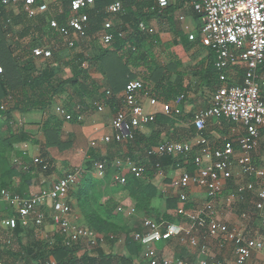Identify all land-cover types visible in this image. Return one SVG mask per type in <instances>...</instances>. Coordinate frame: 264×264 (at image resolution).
Returning <instances> with one entry per match:
<instances>
[{"label":"trees","instance_id":"16d2710c","mask_svg":"<svg viewBox=\"0 0 264 264\" xmlns=\"http://www.w3.org/2000/svg\"><path fill=\"white\" fill-rule=\"evenodd\" d=\"M1 1L0 99L10 97L12 107L10 106L9 111L39 110L46 114V118L41 126L43 142L32 141L39 147L38 157L31 162L27 171H18L17 166L8 161L13 145L32 139L28 140L25 135L10 131L9 119L5 117L9 115V112L0 110V118H4L3 124L7 125L6 129L9 131L8 137L3 138L0 136V190L13 189L16 193L24 194L21 189L12 186L11 181L14 178H21L26 183H30L32 172L42 173L45 176H51L54 172V160L48 150L54 147L62 150L67 146L60 139L63 119H59L52 110V106L57 101H60V104L56 106H64L65 110L71 115V122H74L77 116L84 118L89 111L101 107H107L115 114L121 110L122 94L126 85L138 79L143 82L144 88L147 89L143 92L163 102L170 109H172L171 106L174 102L182 104L186 100L189 87L184 86L183 78L185 74L179 71V68L182 67V58L175 51L178 47L182 51H187L197 41L191 43L180 29L174 27V12L185 6V0H176L174 4H170L164 9L154 6L152 0H120L123 5V14L118 17L114 27L109 30L112 35L110 44L105 46L102 44V47L98 50L99 52L92 57L84 58L80 54L65 62L64 64L71 68V76L61 80L57 78L60 66L54 49L48 60L39 61L40 67L38 68L32 56V49L43 46L45 38H56L57 34L49 29L47 25L49 15H37L34 18H28L21 7L17 8L18 12L16 13L14 9L3 6ZM41 1L37 0L38 3ZM70 1L61 0L58 6L60 5L62 10L59 11L58 9L52 13L58 21L68 17ZM114 1L96 0L94 6L86 10L89 18L86 27L87 38L99 39L105 9ZM187 7L199 27L200 16L194 13L189 6ZM153 19H156L159 26L165 25L173 28L170 42L161 43L159 32L150 35L138 29V24L141 21L148 24ZM7 32L14 35L13 41L18 48L16 54L12 46L7 44L5 38ZM26 39H29L28 43ZM23 40H26L24 44L22 43ZM162 54L166 56L167 60L164 64L161 63ZM214 61L215 55L209 49V62L207 65L193 72V85L197 83L196 86L202 92L210 93L219 84V72L214 67ZM240 75L242 76L241 72L238 76ZM70 87L72 92L67 93V88ZM260 98L264 101V89L260 93ZM178 117H170L165 114L156 115L150 127L167 125L171 128L179 121L180 117ZM222 120L230 124L228 120ZM187 133L188 131L184 132L186 135ZM161 135L162 130L159 129H152L150 136L147 138L139 132H135L134 140L129 144L140 148V150H145V154L148 149L156 145L170 142V137L168 140H163ZM157 159L144 158L136 163L137 165L141 164L144 169L141 178L136 179L129 176L124 185L112 182L117 186L118 191L126 192L131 198L137 217L154 218L152 220H155L161 226L168 224L183 225V217L177 215L176 211L179 207H182L189 212L192 207L191 204H188V201L182 204L176 197H169L165 201L166 211L162 214L159 213L157 209L151 208L152 202L161 197L158 189L152 185V180L155 176L154 167L156 164L161 167V165L168 163H178L185 171L193 172L196 169L192 163L193 158L176 161L174 157L165 156ZM98 161L102 160L94 156L85 160L79 170L80 179L76 182L74 188L70 190L68 196L76 201L77 209L85 222V227L100 235L102 242L98 241L91 252L85 251L80 257L77 254L81 250L80 246L82 244L66 246L60 232L54 234L50 240L38 239V236L35 235L36 237L32 242L22 245L21 235L24 230L28 233H37V230L44 226L46 220L40 227L31 225L23 228L18 224L13 231V237L19 246V251L16 252L11 248L5 249L7 254L6 264H15L16 261H21V264H133L134 258L140 255L143 246L133 239L131 234L133 231L127 227L122 220L123 218L114 213L115 204L109 201L106 205L101 206L94 199V187L97 185L98 180H94L91 175L94 173V164ZM106 167H110V162H106ZM110 175L108 169H106L105 180ZM98 182L101 183L102 181ZM231 184L230 181L227 182L226 188L232 189ZM224 194H228V191H225ZM231 194L236 195L235 192ZM238 206L240 207V205ZM6 209L8 210L7 217L15 216L14 211L7 207ZM169 211L171 212L169 213ZM136 232H142V230ZM120 237L124 239V247L128 253L127 257L106 252V247H112ZM82 248L87 250L86 243L83 244ZM16 257L19 258L15 260Z\"/></svg>","mask_w":264,"mask_h":264},{"label":"built area","instance_id":"2783aa9c","mask_svg":"<svg viewBox=\"0 0 264 264\" xmlns=\"http://www.w3.org/2000/svg\"><path fill=\"white\" fill-rule=\"evenodd\" d=\"M60 1L42 0L38 3L37 0H2L1 4L7 8L21 7L28 18L49 15L47 19L49 29L57 34L56 38L62 41L63 47L73 50L88 37L86 27L89 18L86 10L93 7L96 0H71L68 17L58 21L52 15L49 6L58 5ZM152 1L154 6L164 9L175 0ZM185 1L186 5L200 16V26L196 29L198 38L196 34H191L188 37L189 41L194 42L198 39L202 46L215 53V68L218 71L235 67L244 74L239 84L230 86L226 84V76L220 75L222 87L211 92L210 104L207 108L194 113L192 125L196 129L197 148L192 163L196 169L193 172L184 170L172 182V186L178 192V201L182 204L187 203L186 191L191 186H198L205 191L206 201L199 212L202 217L192 218L188 211L179 207L176 214L183 217L185 222L183 225L161 226L155 220L146 218L141 224L143 231L134 233L133 239L149 250V264H223L218 260L189 262L181 259H160L149 248L154 243L171 239L186 241L191 247L198 248L199 240L192 233V229H195L223 243H232L235 249L233 264H254L250 262L252 253L261 249L262 243L245 237L239 228L220 222L217 219L214 203L227 181L233 177V158L235 151L240 150L243 155L237 159V165L244 183L237 187V191L240 192L241 197L230 194L227 198L229 202L243 200V194L249 193L250 204L258 216L260 226L264 227V170L254 168L249 155L255 150L258 139L264 137V101L260 98V93L264 89V0ZM104 13L99 40L105 46L112 40L109 30L123 14L121 1L115 0L106 7ZM138 29L147 34H154V29L142 21L138 24ZM53 43L44 39L43 46L33 48L32 56L35 61L48 60L52 55ZM146 90L140 80L131 81L126 85L122 94L121 110L113 115L110 123L113 132L102 138L104 144L132 142L135 131L154 122L156 116L154 112H141L140 99L142 94L148 95L143 92ZM157 103L156 99L149 98L151 107H155ZM6 106V103L0 99V110L6 111ZM164 110L165 115H180L177 108L170 109L165 105ZM54 112L63 121L71 122L72 117L64 106H56ZM210 119H226L242 127L244 133L235 141L237 148L231 142L209 147L202 133L206 121ZM81 121L82 117L77 116L74 122ZM195 146L187 143H161L149 149L146 154L158 157L178 154L187 157ZM115 166L117 172L112 176V180L120 185L127 182L128 176L141 178L144 171L142 166L133 163L130 159L115 160ZM105 170L104 162L94 164V174L97 177L103 178ZM155 170L160 174L158 164ZM78 176L79 170L71 171L49 187L29 197L1 189L0 203L14 211L15 216L0 220V229L4 231L3 235L0 234V244H11L12 233L18 224L23 228L31 225L40 227L49 218L58 232L63 235L66 246L86 243V251L91 252L98 241L102 242L101 237L71 220V207L67 202L68 194L74 188ZM187 223L191 226H187ZM201 250L204 253V247H201ZM0 264L6 263L0 262Z\"/></svg>","mask_w":264,"mask_h":264},{"label":"crops","instance_id":"0c3cea01","mask_svg":"<svg viewBox=\"0 0 264 264\" xmlns=\"http://www.w3.org/2000/svg\"><path fill=\"white\" fill-rule=\"evenodd\" d=\"M175 2L176 0L174 1V3ZM187 6L185 3V6L178 8L174 12V27L178 30L180 29L187 37H189V35L191 34H196V29H198V26L192 14L189 13ZM147 25L154 29V33L159 32V38L161 40V43H168L172 40L171 31L173 28H171L170 26H159L156 19H153ZM186 32L188 33V35L186 34ZM196 36L198 38L197 34ZM196 41L197 43H195L187 51H182V49L179 47L176 48L175 51L178 53V55H181L180 58H182V67L179 68V71H182L185 74L183 78L184 86L189 87V91H187V97L184 103L181 104L180 102H174V104H172L171 106L172 109H179V117L181 119L178 117L179 121H177L171 128L167 125H155L154 128H151L150 125H148L146 127L138 129L135 132H139L141 135L147 138L150 136L152 129H159L160 131L162 130L161 138L163 140H168V138L170 137L171 140L168 143H187L195 146L197 137L196 129L192 125L193 115L196 111L207 108L210 104V97L207 103L198 102L197 104H195L197 89L200 88L196 86L197 83L193 85V72H195L196 70H200L201 67L206 66L209 62V49L202 46L200 40L197 39ZM161 56V63L164 64V62L167 61L165 58L166 56H164V54H162ZM36 63L39 64V62H35V65L37 67L38 64ZM187 65L192 68L190 69L189 76L183 70V68H187ZM218 72L219 77L222 74L226 76V84L229 86L235 84L237 85V83L239 84L244 74L242 70L236 69L235 67H229L223 70L222 72ZM239 72L242 73V76H238ZM219 77V84L215 89H218L223 85L220 82ZM141 96L142 97L140 99V105L142 113L154 112L156 115H164L165 104L163 102L156 99L158 102L157 105L155 107H151L149 104V98L154 97L145 94H142ZM57 104H60V101L55 102V104L52 106L53 113ZM10 115H12V117H10ZM113 115L114 113L109 108L101 107L99 109L89 111L88 114H86L84 118H82V121L80 123L62 121L60 139L62 143H65V145L67 146L62 150H59L55 147L50 148L48 150L50 156L54 160V172L51 176H45L42 173L32 172V178L30 183H26L24 179L21 178H14L11 181L12 186L21 189L24 193L17 194L24 197L34 195L41 189L49 187L51 184L63 177L68 172L72 170H80L85 160L89 157L94 156L102 160L98 162H104L105 167L106 162H110V167H106V169H108L109 173L111 174L108 179L102 181L101 183L97 181V185H95L94 187V199L98 201L99 205L101 206L106 205L107 202L109 203V201L115 204V206H119L117 207V212H120L122 214L124 223L131 231H133L131 232L132 235H134V233H136V231L140 229L143 231V227L141 224L142 221L146 218H143V216H136V212L133 209V201L131 200V198L127 195L126 192L118 191L116 189L117 186H115L113 183L114 181L112 180V176L117 172L115 160L124 161L126 159H130L133 163L136 164L137 162H139L140 159L142 160L144 158L160 159L164 158L165 156H169L174 157L176 158V161H179L180 159L185 160L187 158H192L194 153H196L195 151L197 147L195 146L193 148L192 153L187 157L178 154H165L163 156L158 157L147 156L146 153L144 154L145 150H140V148L131 146L132 144L129 143H111L108 145L104 144L102 138L104 136L111 135L113 132L110 127ZM5 117L9 119L8 125L10 126V131L15 133H21L25 135L26 139L28 140L32 139L31 141H25L14 144L12 148V153L9 155L8 158L9 163L15 164L17 166L18 171H27L30 168L29 166L31 162L36 160L39 155V147L32 141L43 142L44 138L42 135L41 126L42 122L46 118V114L39 110H29L27 112L15 110L12 111L9 116ZM3 120L4 118H0V125L3 124ZM228 121L230 122V124L224 122L222 119H210L206 121L202 137L206 139L209 147H214L216 145H222L226 142H231L233 143V146L237 148L235 141L241 135H243L244 131L239 125L234 124L230 120ZM6 127L7 125H5V127L3 128L0 127V136L3 138L8 137L9 135V131L8 129H6ZM185 131H188L187 135L184 134ZM156 146L152 148H155ZM242 155L243 154L242 152H240V150L235 151V155L233 158L234 161L232 163L233 177L227 181H230L232 183L231 186L235 189V193L237 192L236 196L239 195V197H241V195L239 194L240 192L237 191V187L244 183V178L239 173L237 159ZM249 155L251 157L253 167L264 170V137H260L258 139L255 150L252 151ZM139 165L141 166V164ZM183 171L184 168H182L178 163H168L166 165H161L160 174L155 170V176L152 180V185L158 189L161 196L163 197L155 199L151 204V208L153 207L154 209L159 210V213L161 214L166 211V199L169 197L177 198L178 192L172 186L173 179L177 178L180 174L183 173ZM91 176L94 180L100 179L99 177L94 175V173ZM8 190L16 193L13 189ZM186 194L188 197V204L190 203L192 206L190 208L191 210H189V213L192 218L196 219L198 217H202L201 213L199 212L206 201L205 191L199 188L198 186H191L187 189ZM243 196V200H235L234 202L237 201L236 203H239L242 209H248V203H251V195L249 193H244ZM227 201L229 205L230 203H232L229 202L228 198ZM67 202L71 207V220L76 224L86 226L81 214L77 209L76 201L72 198H69L68 196ZM251 208L252 211H246V214L243 215L245 216V223H241L238 220V214L234 212H220L217 208L216 215L217 219L220 222L228 226H235L239 228V230L243 233V235H245V237L254 239L262 243L261 249L253 251L250 262L254 264H264V227L260 226L258 216L253 210L252 205ZM7 212L8 210L6 209V206H4L3 203H0V220L7 217ZM170 212L171 211H169V213ZM114 213L116 214V212ZM135 219L139 223L131 227V223H134ZM188 225L189 227L191 226L187 223V226ZM41 229H43V233L40 237H38V239L42 240H50L53 235L58 232L57 227L53 225L52 221L49 218L46 219V222L44 223V226ZM192 233L197 236V239L199 240L198 248H193L188 244V242L180 241L179 239L160 241L158 243H154L149 248H151L154 251V254L160 259H181L189 262H196L199 260H218L221 261L223 264L234 263L235 249L232 243H223L220 240L208 237L207 235H204L203 232H198V230L195 229H192ZM0 234H4V231L2 229H0ZM28 235V231L24 230L21 237L24 240ZM123 240L124 239L122 237L118 238V241L115 242L112 247H106V252H112L115 255L127 257L128 253L124 247ZM11 241L12 244L14 241L13 236L11 237ZM82 246H80L81 250H79L77 254L79 257L86 251L85 248H82ZM201 247H204V253H202L203 250H201ZM148 252L149 250L147 248H143L140 255L134 258L133 264H149L150 255ZM4 254L5 249L0 244V262L5 263L7 261V258H2Z\"/></svg>","mask_w":264,"mask_h":264},{"label":"rangeland","instance_id":"374dc122","mask_svg":"<svg viewBox=\"0 0 264 264\" xmlns=\"http://www.w3.org/2000/svg\"><path fill=\"white\" fill-rule=\"evenodd\" d=\"M57 6V7H56ZM50 10L52 12H54L55 10H62L61 9V6L59 5H50L49 6ZM57 8V9H56ZM10 9H14V11L17 13L18 12V9L17 8H10ZM58 11V12H59ZM186 34L188 35V33L186 32ZM5 38H6V41H7V44L11 45L13 50L15 51V54L17 53V50L18 48L15 46L14 44V35L10 32H7L5 34ZM27 40V43L29 41V39H26ZM26 40H23V44L26 42ZM46 41H53V49L55 50V54H56V57L59 61V66H60V72L57 74V78L58 80H61V79H66L67 77H70L71 76V68L66 66L64 63L67 62L68 60H70L71 58L75 57V56H82V57H92L94 55H96L99 51V48L102 47V43L100 42L99 39L97 38H94L93 37H89L87 38L86 40H84L83 42L79 43L78 46L76 48H74L73 50H69L65 47L62 46V41L60 39H57V38H50V39H46ZM53 50V51H54ZM161 60V58H160ZM24 61V60H23ZM81 61V60H80ZM35 62H38V61H35ZM24 63V62H22ZM84 63V62H83ZM82 63V64H83ZM38 64V63H36ZM40 67V65L38 64L37 68ZM190 69H192L189 65H187V68H183V70L185 71V73L188 74L189 76V73H190ZM189 70V71H188ZM139 80V79H138ZM142 82V81H141ZM143 83V82H142ZM72 92V88H67V93H71ZM197 96L195 98V104H197L198 102L200 103H207V101L209 100V97L211 96V94L209 92H202L201 89H197ZM5 103H6V108L5 110H7V112L12 113V111H9L8 109L10 108L11 106V99L10 97H7V98H4L2 99ZM12 107V106H11ZM8 108V109H7ZM9 116V115H8ZM10 117H12V115H10ZM1 128L5 127V124H1L0 125ZM96 175V174H94ZM79 177V176H78ZM78 181L80 179L77 178ZM106 179H108V177H106ZM98 181H104L105 180V177L104 178H100V179H97ZM77 181V182H78ZM234 183V182H233ZM223 191H228V194H224V192L219 195L217 197V199L215 200V210L218 208L220 212H234V213H237L238 214V220L241 222V223H245V215L246 214V211H252V208H251V204L248 203L249 207L248 209H242L241 207H239L238 205H240L239 203H236V202H232L230 203V205L228 204V201H227V197L232 193V192H235L234 188L232 189H227L226 186L225 188L223 189ZM163 197V196H161ZM160 197V198H161ZM117 207L119 206H115V212H116V215L119 214L121 216V218L123 217L122 214L120 212H117ZM235 210V211H234ZM159 212V210H158ZM151 219H154V218H151ZM123 220V219H122ZM132 222V221H131ZM139 222L135 219V222L134 223H131V227H133L134 225L138 224ZM85 227V226H84ZM86 228V227H85ZM43 233V229H39L37 231V233L35 232H32V233H29V235L23 240H21V243L22 245H25L27 243H30L32 242L34 239H35V235L38 234V237H40ZM1 246L4 247V249H9V248H13L14 251H19V246L18 244L16 243V241L14 240L13 243L9 246H6V245H2ZM8 247V248H7ZM7 257V254L5 253L2 258H6ZM19 257H16L15 260H17ZM15 264H21V261H16Z\"/></svg>","mask_w":264,"mask_h":264}]
</instances>
